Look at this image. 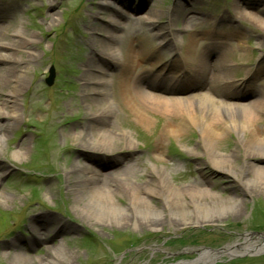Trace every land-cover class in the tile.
<instances>
[{
	"label": "rangeland",
	"instance_id": "rangeland-1",
	"mask_svg": "<svg viewBox=\"0 0 264 264\" xmlns=\"http://www.w3.org/2000/svg\"><path fill=\"white\" fill-rule=\"evenodd\" d=\"M240 1L192 0L188 6L197 13L192 14L191 19L194 20L188 26L195 27L201 37L219 42L217 33L221 32L220 36L225 34L228 37L237 32V38L222 40V47L235 50L236 59L227 63L229 75L236 81L248 79L251 74L245 75L249 70L252 72L258 67L264 69V38L259 39L250 32L248 22L241 23L232 17L229 20ZM0 5L2 8H13L1 24L9 26L15 23L17 31L35 36V43L28 51L36 57L31 64L34 68L28 72V83L16 98L15 115L18 123L7 138L0 139V162L7 164L9 169L7 173L1 174L0 179V195L9 201L7 204L0 202V264H8L5 256L23 258L29 264H40L48 257L51 248L59 249L60 253L59 262L54 264H176L196 259L200 250L220 251L242 243L245 235L252 236V241L264 236L263 198L243 196L236 191L237 184L229 176L198 165L197 158L192 155L193 148L196 152L200 151L195 146L196 130L188 127L182 130L181 138L166 137L164 123L170 125L177 119L171 120L161 110L148 107L145 113H141L142 121L130 109H119L116 106L114 97L119 93L115 87L125 77L120 64L116 63L110 68L114 78L106 79L107 86L100 90L105 93L103 101L108 102L103 103V107H110L113 103L116 117L112 130L122 135L123 145L118 146L119 150H112V154L107 152L110 150L86 151L72 145L71 133L80 132L86 114L92 109L88 108L89 101L85 103L83 100L88 93H83L81 87L84 74L92 76L87 75L84 77L86 79L97 76L93 72L95 62L91 51L95 48L94 39L96 42L101 32L95 30V27L108 28L106 16L109 13L101 12L96 16L97 7L109 5L107 9H121L119 4L114 0H0ZM129 5L139 7L140 13L137 16H144L141 24L154 13L155 26L151 28L149 23L141 25L143 32L152 36L151 31H154L158 35L152 45H158L160 40L161 44H165V49L162 48L158 56L159 52L154 54L145 42H110L115 50L120 49L122 55L136 49L142 55L141 66L138 69L131 68L126 74L128 81H131L138 75H145L148 69L154 73L163 64H168V60H171L170 50L176 51L181 58L188 39L185 18L189 11L181 20L169 24L170 17L180 7L178 0H148L147 3L143 0H129ZM257 6V10H264V0ZM253 15L264 21L259 14ZM221 18L225 20L223 23L219 22ZM91 23L93 28H87ZM118 23L121 29L126 24L120 20ZM206 43L209 40L200 45V51ZM117 55V59L122 62L123 56L119 52ZM243 56L245 61L235 65V61ZM235 68L238 69L237 73L233 71ZM50 69L54 77L52 84L47 86L45 79ZM190 72L189 67L183 70L186 75ZM255 81L244 83L239 90L253 93L252 87L253 91H259L258 94L247 95L243 100L232 99L228 103L239 106H246L256 100L264 103V76ZM147 92L155 94L151 90ZM259 119L264 124V116ZM23 137L26 138V152L16 160L12 159L14 153H19L18 145ZM86 139H92L91 134L88 133ZM234 142V137L227 135L218 154L234 155L237 165H244L240 157L241 150L235 148ZM157 152L162 153L159 158ZM113 157H121V162H115ZM247 163L249 166L257 164L254 159ZM70 165L88 167L92 172L114 173V176L127 175L130 184L141 187L150 182L154 173L159 172L172 191L173 188L199 181L205 175L207 188H212L213 195L222 196L221 201L233 194L243 200L240 207L242 214L234 220L223 217L208 226H172V223L165 221L169 219L167 212L162 213V220L158 223L148 226H123L115 224L111 217L104 215L100 221L98 216L90 214L91 206L84 207L77 192L68 189L70 177L66 171ZM97 186L102 185L97 182ZM91 192L94 191L83 194V198L88 199ZM113 201L123 210H128L131 198L120 195ZM150 202L153 207L162 210L155 198L150 199ZM39 217L43 220H38ZM50 217L58 222L55 228L50 226ZM44 224L47 228L42 226ZM29 225L45 228L43 235L33 234ZM35 239L40 240V243H35ZM13 240L17 241V247L11 248L9 246ZM212 264H264V252L222 255Z\"/></svg>",
	"mask_w": 264,
	"mask_h": 264
},
{
	"label": "bare ground",
	"instance_id": "bare-ground-1",
	"mask_svg": "<svg viewBox=\"0 0 264 264\" xmlns=\"http://www.w3.org/2000/svg\"><path fill=\"white\" fill-rule=\"evenodd\" d=\"M114 1L119 4L121 9L115 7L111 8L113 10L107 9L106 7H110L109 5L97 7L96 16L101 12L109 13V16H106L108 28L105 30L95 27V30L101 32L99 34L101 37L99 36L96 42V38H93L95 48L91 51L92 59L95 62L93 72L97 76L86 79L84 77H87L88 74H84L81 87L83 93H88L85 94L86 98L83 100L85 103L89 101L88 108L92 109L89 114H86L80 132L71 133L72 145L86 151L105 152L110 150L107 152L111 154L112 150H119L120 147L118 146L123 145L121 143L123 142L122 135L115 134L112 130L116 117V111L112 108L113 103L110 107H103L102 104L105 102L108 104V102L103 101L105 93L100 90L107 86L106 79L114 78L110 74V68L117 63L120 64L119 67L124 69L125 73V77L115 87L119 94L114 97L116 98L114 102L119 109L126 107L138 119H142L141 113H145L147 108L151 107L169 115L171 120L177 119L170 125L164 123V127L167 129L166 137L181 138L182 130L188 129V127L196 130L197 142L195 146L200 148V151L196 152L193 148L192 155L197 158L198 165L229 176L237 184L236 191L243 196H260L264 200V124L259 119L260 116H264V103L260 100L246 106L228 103L232 99L243 100L247 98V95L258 94L259 91H253L254 88L252 87L253 93L242 92L239 89L244 83H256L257 78L264 76V69L258 67L252 72L249 70L245 76L251 75L248 79L244 78V81L243 79H241L242 81L231 79L227 62L236 59V57L234 52L222 47V45H224L225 39L237 38V32L228 37L225 34L220 36L221 32L217 33L220 36H217L219 42L214 41V39L210 41L211 38L201 37L195 27L188 26L194 20L191 19L192 14H197L188 7L192 0H178L181 10L177 7L173 17L171 16L169 19V24L181 20L183 15L189 11V14H186L188 15L187 18H185L188 39L183 47L181 59L185 68L189 67L191 72L186 77L184 73H181L180 65L176 67L174 64H170L169 66H161L154 80L150 81L141 76L128 81L129 78L126 77V74L131 68L138 69L143 63V57L137 49L126 51L122 55L120 49L116 48L115 50L110 42L115 43L118 40H129L137 44L145 42L144 44L147 43L148 49L154 54L159 52L158 56L161 55L162 48L165 49V44L163 42L164 45H162V40H160L158 45H152L154 39L158 38L154 31H151L152 36L141 33L143 18L137 16L140 13L137 5H129V0ZM143 1L148 2V0ZM261 1L241 0L240 4H237L233 9L234 15L229 17V20L232 17L241 23L248 22L251 27L248 30L259 39L264 38V21L256 18L253 13L259 14L262 19L264 18V10H257V5ZM12 9L6 6L2 8L0 5V118L3 119L0 121V139L7 138L18 123V117L15 115L17 110L16 98L25 89L28 83V72L34 68L31 64L36 60V57L28 51L35 43V36L24 31H17L15 23H11L9 26L1 24ZM150 16L146 18L144 23H150L149 26L152 28L156 24L154 13H151ZM118 20L131 21V26L136 27L133 34L121 37L125 33L124 30H121ZM223 20L221 18L219 22L223 23ZM53 21L54 17L52 16L51 22ZM89 25L87 28L92 29L93 23ZM213 35L216 36L214 33ZM165 37L164 35L163 38L165 39ZM208 40L209 43H206L207 45L200 51V45ZM238 48L241 46L238 45ZM25 50L28 52H24ZM118 52L121 57L123 56L122 62L117 59ZM170 52L171 56L178 55L176 51L170 50ZM243 61H245V56L235 61V65ZM169 70L177 72H168ZM233 71L237 73L238 69L235 68ZM163 78L168 79L167 84L161 83ZM238 82L241 83L238 84ZM147 90L183 97L166 98L157 93L156 95L149 94ZM202 92L206 94H201ZM92 96L95 98L89 99ZM109 128L110 131L107 132ZM88 133L91 134L92 139H86ZM227 135L234 137L235 148L241 150L240 157L244 161V165L238 166L237 158L234 155L223 154L221 156L218 154ZM25 142L26 138L23 137L18 145L20 147L19 153H14L11 156L12 159L16 160L25 154ZM124 148L129 150L126 146ZM156 155L159 158L162 153L157 152ZM113 159L117 163L121 162V157H113ZM250 159L256 160L257 164L249 166L247 161ZM8 170L7 164L0 162V179L1 174L7 173ZM109 174L92 172L88 167H76L74 165H70L66 171V175L70 177L68 189L77 192L76 194L80 197L83 206H91L90 214L98 216L100 221V217L104 215L111 217L112 221L116 222L115 224L120 223L123 226L124 224H137L140 227V225L158 223L162 220L160 219L162 213L167 212L169 219H165V221L172 223V226L175 224L183 227L186 225L208 226L219 222L223 217L234 220L242 214L240 207L243 205V200L239 199L238 195L233 194L232 197H227L225 201H221L222 196L213 195L212 188H207L208 181L205 175L199 181L180 188H173L172 191V188L164 183L159 172L154 173L150 182H147L144 187L130 184L127 175L114 176V173ZM97 182L102 186L98 187ZM91 190L94 192H91L92 194L88 199L83 198V194ZM120 195H128L131 198L128 210H123L113 201ZM152 198H155L162 210L151 205L150 199ZM0 202L7 204L9 201L0 195ZM49 219L52 224H50L51 228H55L58 224L57 220L51 217ZM31 222L34 224L33 220ZM42 226L47 228L45 224ZM29 228L37 236H42V231L45 229L35 227V225H29ZM253 240L252 236L245 235L242 243H237L220 251L200 250L197 252L196 259L181 261L176 264H212L222 255L234 256L238 253L264 252V236ZM34 241L40 243V240L35 239ZM16 245L17 241L13 240L9 247H17ZM5 257L8 264H29L23 258ZM59 259V249L51 248L48 257L40 264H54V262H59Z\"/></svg>",
	"mask_w": 264,
	"mask_h": 264
},
{
	"label": "water",
	"instance_id": "water-1",
	"mask_svg": "<svg viewBox=\"0 0 264 264\" xmlns=\"http://www.w3.org/2000/svg\"><path fill=\"white\" fill-rule=\"evenodd\" d=\"M52 80H53V72H52V69L49 71V76L48 78L45 80V83L50 86L51 83H52Z\"/></svg>",
	"mask_w": 264,
	"mask_h": 264
}]
</instances>
